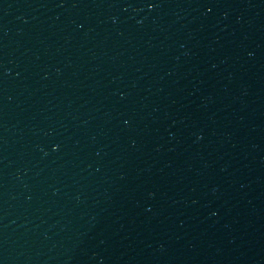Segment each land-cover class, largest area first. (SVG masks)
Instances as JSON below:
<instances>
[{
	"label": "water",
	"instance_id": "1",
	"mask_svg": "<svg viewBox=\"0 0 264 264\" xmlns=\"http://www.w3.org/2000/svg\"><path fill=\"white\" fill-rule=\"evenodd\" d=\"M0 264H264V0H0Z\"/></svg>",
	"mask_w": 264,
	"mask_h": 264
}]
</instances>
